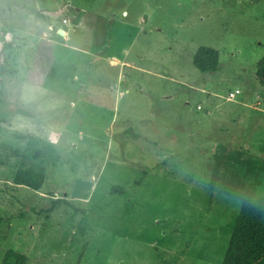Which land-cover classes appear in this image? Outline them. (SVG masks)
I'll return each mask as SVG.
<instances>
[{"label": "rangeland", "instance_id": "374dc122", "mask_svg": "<svg viewBox=\"0 0 264 264\" xmlns=\"http://www.w3.org/2000/svg\"><path fill=\"white\" fill-rule=\"evenodd\" d=\"M5 40L0 264H223L247 192L212 193V168L223 149L264 158V0H0ZM43 41L55 75L33 86ZM24 169L41 190L14 183ZM246 184L264 205V174Z\"/></svg>", "mask_w": 264, "mask_h": 264}, {"label": "trees", "instance_id": "16d2710c", "mask_svg": "<svg viewBox=\"0 0 264 264\" xmlns=\"http://www.w3.org/2000/svg\"><path fill=\"white\" fill-rule=\"evenodd\" d=\"M9 45L6 40L0 45V75L5 73L2 63ZM53 49L51 43H41L40 52L29 70L28 84L43 86L53 79L55 70H45L49 66L47 55ZM194 64L202 73H215L221 68V53L215 48L201 47L194 56ZM257 75L264 84V57L258 62ZM212 171V193L234 196L240 191L247 192L240 213L230 225L231 238L223 264H264V205L255 202V192L247 190L246 184L249 176L264 174V158L223 149L216 155ZM46 179L45 172L24 169L16 173L14 183L39 191ZM112 193L123 194L125 189L123 186H114ZM58 203L59 200L55 205ZM27 261L25 255L10 250L3 264H27Z\"/></svg>", "mask_w": 264, "mask_h": 264}, {"label": "built area", "instance_id": "2783aa9c", "mask_svg": "<svg viewBox=\"0 0 264 264\" xmlns=\"http://www.w3.org/2000/svg\"><path fill=\"white\" fill-rule=\"evenodd\" d=\"M69 20H70V19L65 18V19H64V23H65V24H68V23H69ZM236 92H239V91H236ZM234 96H235V94H234V93H231V98H233Z\"/></svg>", "mask_w": 264, "mask_h": 264}, {"label": "water", "instance_id": "95a60500", "mask_svg": "<svg viewBox=\"0 0 264 264\" xmlns=\"http://www.w3.org/2000/svg\"><path fill=\"white\" fill-rule=\"evenodd\" d=\"M60 34L65 35L66 34V31L64 29H61L60 30Z\"/></svg>", "mask_w": 264, "mask_h": 264}]
</instances>
